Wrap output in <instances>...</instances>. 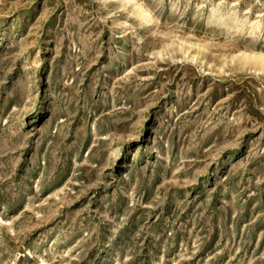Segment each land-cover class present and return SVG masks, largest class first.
Masks as SVG:
<instances>
[{
    "label": "rangeland",
    "instance_id": "rangeland-1",
    "mask_svg": "<svg viewBox=\"0 0 264 264\" xmlns=\"http://www.w3.org/2000/svg\"><path fill=\"white\" fill-rule=\"evenodd\" d=\"M0 0V264H264V0Z\"/></svg>",
    "mask_w": 264,
    "mask_h": 264
},
{
    "label": "bare ground",
    "instance_id": "bare-ground-1",
    "mask_svg": "<svg viewBox=\"0 0 264 264\" xmlns=\"http://www.w3.org/2000/svg\"><path fill=\"white\" fill-rule=\"evenodd\" d=\"M127 2H133V1H136V3L139 5L141 11L143 13H145L147 16H148V21H151L153 19V16L151 15V13L141 4L140 1L138 0H126ZM247 57H254L256 58V61H261V62H264V55L262 54H245ZM251 57V58H252ZM258 59V60H257ZM13 264H18V262H14Z\"/></svg>",
    "mask_w": 264,
    "mask_h": 264
}]
</instances>
